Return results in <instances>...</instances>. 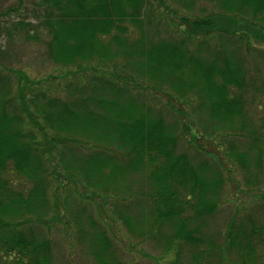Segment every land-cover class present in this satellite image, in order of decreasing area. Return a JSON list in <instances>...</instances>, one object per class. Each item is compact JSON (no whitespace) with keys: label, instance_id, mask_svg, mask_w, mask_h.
I'll return each instance as SVG.
<instances>
[{"label":"trees","instance_id":"16d2710c","mask_svg":"<svg viewBox=\"0 0 264 264\" xmlns=\"http://www.w3.org/2000/svg\"><path fill=\"white\" fill-rule=\"evenodd\" d=\"M201 2L216 10L194 15ZM34 5L46 55L65 70L57 84H49L50 76L33 80L0 62V264H53L52 228L81 214L94 232H85L78 220L77 237L103 263L110 244L119 241L97 226L100 216L88 204L76 212L72 205L85 199L109 206L110 194L109 219L147 238L162 236L167 225L164 250L181 241L202 261L204 219L221 204L223 184L217 170L223 161L207 147L216 138L245 137V151L230 141L225 155L238 164L247 191L264 175V135L256 132L260 126L246 99L249 89L257 90L246 58L264 57V0H35ZM27 25L13 24L7 37L23 30L26 39L35 40L36 33L24 31ZM62 86V96L47 89ZM150 94L164 95L170 112L180 113L181 104L188 113L166 120L146 99ZM250 103L256 105L254 96ZM183 139L194 155L179 150ZM196 156L200 161L193 165ZM128 174L141 175L144 206L138 193L130 199L116 186ZM133 206L142 209L137 221ZM247 219L230 224L226 249L245 248L237 264H264V224Z\"/></svg>","mask_w":264,"mask_h":264},{"label":"rangeland","instance_id":"374dc122","mask_svg":"<svg viewBox=\"0 0 264 264\" xmlns=\"http://www.w3.org/2000/svg\"><path fill=\"white\" fill-rule=\"evenodd\" d=\"M35 0H0V48L2 53H0V62L5 68H13L15 70L24 71L31 79L39 80L45 78V76H50L53 79L50 80L49 84H57L61 72L64 71V67L58 66L51 62L46 55V47L43 44L44 37L39 35L40 29L35 27V24L39 19L37 18V12L34 11L33 6ZM201 2L197 4L194 8V15H202L203 12H206L210 9L216 10L213 4H208ZM179 13L185 14L181 9L177 10ZM37 19V20H36ZM27 22V26L24 28V31H29V33H36V36H39L40 39L35 40L26 39L23 30L18 32V34L9 39L7 37V30L13 24L19 21ZM244 57L245 52H243ZM247 57V56H246ZM247 66L249 67V78L251 77V83L255 85L254 88L248 90L246 94V99L249 101L247 104L248 112L251 115L252 120L260 126L256 132H260L261 135H264V57L258 58L257 60H248L246 58ZM257 65V66H256ZM118 69H122L121 65L117 63ZM256 66V67H254ZM8 74L9 72H5ZM61 74V75H60ZM11 82L14 83V75L11 74ZM48 84V85H49ZM64 85V84H63ZM42 86V85H41ZM137 86V85H133ZM40 87V86H39ZM49 89L50 95L62 96L65 92L63 86L61 88H47ZM150 94L146 96V99L150 97V103L152 107L158 109L165 116L166 120H173L175 117L184 119L188 113L187 107L184 105L178 104L176 107L179 109L180 113L174 114L170 112L165 102V97L162 94ZM155 95V96H154ZM245 96V94H244ZM254 96L256 99V105H251L250 97ZM151 105V104H150ZM198 134V133H197ZM185 139L181 140L179 145V150H185L189 155H194V150L187 143ZM234 142L239 151H245V137L241 138H230L228 142L226 140L216 138L214 145H209L208 150L214 151V159L223 161L222 167L217 168L220 172V176L223 180V184L219 189L218 199L219 205H217V210L211 216H207L204 219V231L201 235L202 242L199 244L198 251L203 250L206 253L213 255L208 257L204 253L202 261L197 259L196 252L184 242H173L171 249L165 251L164 246L166 242L161 238H165V233H169L167 225L161 227L160 234L162 236L153 235L151 238H147L145 234L141 237L137 232L129 233L124 225L116 217L112 216V219H109L111 216L110 211L113 209V197L114 194L108 196L110 200L109 206L105 204L102 206H94L87 202V200L78 201L75 200L72 207L73 211L76 212L79 207H84L88 204L87 210L93 214L100 216L97 220V226L105 230L106 234L113 238H116L119 242H113L110 244L109 249L106 251L105 258L103 263L96 262L92 255L89 252V245L86 240L82 242L77 237V227L80 221L84 226L83 229L85 232L93 231L87 224V219L85 214H81V219L79 217L73 216L70 217L68 225L65 223V227H53L50 232V238L52 240V258L53 264H237L240 260L239 256L244 254L245 248L236 249V251H227V246L225 244L227 229L231 225H238L241 222L246 223L250 218L254 221L256 225L264 224V201L261 198V195H264V175L259 179L260 182L253 187H256L254 190L247 191L248 186L245 184L244 175L242 171L238 168L233 161H230L229 157L225 155V152H229V144ZM238 144V145H237ZM205 147L204 144H202ZM79 156L88 155L87 151L77 150ZM213 158H207L210 164H214ZM197 161H200L199 158L193 157L192 163L195 165ZM8 178H12L11 175H7ZM143 180H141V175L139 174H128L123 179H117L116 186L121 190H124L125 193L123 196L133 198L138 192L142 190L146 191V187L143 185ZM126 190H128L126 192ZM79 191L82 192V188L79 187ZM132 191V192H131ZM138 193V198L139 197ZM67 194V192H66ZM64 194V195H66ZM122 194V193H121ZM120 195V192H119ZM128 199V198H127ZM263 201V202H262ZM141 206H144L143 198L140 199ZM107 207L109 209H107ZM135 209L136 207H132ZM60 209V206H59ZM137 209V208H136ZM135 209V210H136ZM98 210V211H96ZM142 209H137L136 212L132 213L133 220H138V214ZM105 212L108 215L107 220H104L107 216H104ZM136 213V214H135ZM135 214V216H134ZM147 215V214H146ZM104 216V217H103ZM95 217V216H94ZM102 218V219H101ZM61 223H64V219L61 218ZM79 222L77 223L76 221ZM102 221V222H101ZM67 222V223H68ZM223 248L221 252H218V249ZM179 253V258L175 260V254Z\"/></svg>","mask_w":264,"mask_h":264}]
</instances>
